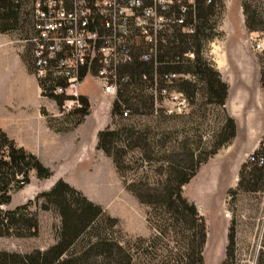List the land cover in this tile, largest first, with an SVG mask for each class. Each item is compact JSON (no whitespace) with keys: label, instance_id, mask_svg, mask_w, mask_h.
<instances>
[{"label":"trees","instance_id":"1","mask_svg":"<svg viewBox=\"0 0 264 264\" xmlns=\"http://www.w3.org/2000/svg\"><path fill=\"white\" fill-rule=\"evenodd\" d=\"M19 4L20 0H0V32L15 27ZM31 4L32 0L28 14L32 34ZM241 7L246 14V6L241 4ZM169 8V14L158 9L165 22L161 23L153 41L149 42L155 51L153 57L143 61L140 59L142 53H131V60L118 67L116 80L119 88L115 91L116 98L110 109V115L120 118L125 111L121 104L133 114L155 111L159 118L155 120V127L159 130H152L149 125L121 124L98 130L95 141V148L110 158L124 188L138 203L146 206L144 220L151 229L150 234L123 238L115 217L58 178L47 190L34 196L36 203L41 198L38 202L40 209L52 207L59 216L55 242L44 249L34 248L27 252L0 250V264H203L205 220L182 191L199 165L235 134L234 120L223 109L227 86L202 53L205 43L217 34L216 19L222 11L223 0H191L184 5L173 1ZM170 12L172 17L167 16ZM179 18L181 22L177 21ZM245 26L250 31L255 30L246 19ZM140 42L147 44L143 40ZM185 51L192 53L190 59L181 58ZM28 52L31 72L32 62ZM21 57L25 62L23 55ZM165 73H183L195 78L187 80L180 77L175 85L176 92L189 102L201 91L208 102L220 107L222 125L208 148L204 147L201 136L195 133L189 137L182 128L177 130L161 126L173 115L165 109L153 107V91L158 94L161 88L169 89L175 81L172 78L166 84L162 78ZM125 74L128 81L121 83ZM137 81L149 82V85L140 87L137 93L127 89L129 84ZM56 82L61 83L52 78L37 81L46 89V97L57 106L65 100H75V107L70 111L75 116V126L88 113V99L84 95L53 94L50 89ZM196 82L202 87H198ZM259 83L264 89V69L260 71ZM50 120L48 117L50 127L63 130L54 128ZM178 133H181L180 137H177ZM259 151L264 158L261 147ZM248 164L257 167L260 179L264 181V164ZM31 172L38 179L51 175L50 169L33 153L17 146L0 128V204L7 203L11 192L29 182ZM30 203L28 199L13 208L0 209V236L37 235L38 221L29 208ZM235 251V232L230 225L220 264H238ZM253 264H264V227Z\"/></svg>","mask_w":264,"mask_h":264},{"label":"rangeland","instance_id":"2","mask_svg":"<svg viewBox=\"0 0 264 264\" xmlns=\"http://www.w3.org/2000/svg\"><path fill=\"white\" fill-rule=\"evenodd\" d=\"M173 1L180 5L189 3V0H141V7L135 9L133 14L139 15L141 8L150 3L152 6L155 4L156 10L158 4L159 9L164 8L165 13L169 14V7ZM233 3L240 7L243 4L247 8V13L244 14L241 7L244 29L242 30L241 25L237 23L236 16L239 15L235 14L236 11H233L232 7H228L229 21L227 20L225 26L228 34L224 36L217 30L216 25L217 34L205 43L202 53L212 64L213 69L216 71L220 69L219 78L227 86L224 103L227 100L235 107L236 111L233 114L238 119L239 130L227 143L220 146L214 154L199 165L197 172L184 185L182 191L183 195L195 204L205 220L206 240L203 248V264L221 263L224 257L226 232L230 225L233 226L235 232V256L238 264H253L264 227V181L260 179L257 167L245 161V154L251 150L252 145L261 147L264 154L262 144L264 89L259 83L260 71L264 69V0H233ZM29 7L30 0H20L17 8L18 21L15 27L3 33L9 34L20 45L21 54L30 72L29 48L26 41L31 34ZM222 12L223 8L216 20L219 21ZM167 16L172 17L171 12ZM245 19L255 30L250 31L246 28ZM130 28L131 34L127 41L130 53L144 52L153 57L154 48L149 46L144 37L142 38L143 31L137 29L132 22ZM181 31L184 32L185 29L181 28ZM141 40L147 44H142ZM255 41H261L263 48L256 49ZM212 42L214 45H211ZM211 50L217 54V63L211 59L212 56L209 54L212 53ZM188 52L190 51H185V53ZM183 57L191 58L182 54L181 58ZM94 70L87 73L77 85V95H84L87 99V95L91 97V101L88 100V113L78 123L80 126L77 128L73 129L78 124L73 126L75 116L70 113L75 107L73 102H70L69 107H64L67 100L63 101L61 106H57L53 100L43 98L49 104L48 111L55 114V116H49L52 126L63 129V131L73 130L65 133L62 138H58L60 139L58 152L63 155V158L47 166L51 175L38 179L31 172L29 182L11 192L7 203L0 204V209L4 210L30 199L29 208L36 214L38 221L36 236H0V250L27 252L34 248L44 249L55 242L59 216L52 207L46 210L40 209L38 202L41 198H38L36 203L34 196L47 190L57 176L67 179L82 194L85 193L83 195L89 200L98 204L105 213L115 217L123 238L140 236L135 233L143 228L148 229L147 235L150 234L151 229L144 220L146 206L138 203L124 188L110 158L95 148V141L98 130L105 127H118L121 124L149 125L152 130L158 131L159 128L155 127V120L159 118L155 111L146 114L129 113V108L122 104V109L127 112L126 115L122 114L123 118L110 115L111 104L116 95L115 93L112 95L102 93V87ZM180 77L195 80L189 74L176 73L174 83L172 82L170 88L167 89L169 93L163 96L157 95L153 107L170 110L169 113L173 114L170 119L162 122L161 126L177 130L182 128L189 137L195 133L201 136L204 147L208 148L222 125L221 109L214 103L208 102L201 91L190 102L189 99L178 94L175 85ZM127 78L125 74L120 82L128 81ZM196 84L202 87L199 82ZM145 85L148 86L149 82L137 81L129 84L127 89L137 93L140 87ZM117 88H119L118 84L115 85V90ZM234 96L236 97L235 104L232 103ZM223 109L225 110L224 104ZM225 112L227 113L226 110ZM230 117L234 120L232 116ZM244 121L247 122L246 127ZM245 128L248 131L249 144H252L249 146L245 144L247 141ZM180 136L181 133H178L177 137ZM225 211L229 213L228 216H224Z\"/></svg>","mask_w":264,"mask_h":264},{"label":"built area","instance_id":"3","mask_svg":"<svg viewBox=\"0 0 264 264\" xmlns=\"http://www.w3.org/2000/svg\"><path fill=\"white\" fill-rule=\"evenodd\" d=\"M141 5V0H32L33 32L26 39L32 62L31 74L36 81L46 78L61 81L50 89L53 94L76 97L77 85L95 69L102 93L112 95L116 91L118 67L131 60L127 45L131 22L143 31L141 34L148 43L153 41L151 36L154 37L155 31L165 22L158 14V4L157 10L155 4L150 3L141 8L139 15H134L133 11ZM177 21L181 22V18ZM254 47L263 48L261 41H255ZM184 55L192 57L191 52ZM149 57L144 52L140 55L143 61ZM174 76L175 73H165L162 78L168 84ZM38 91L42 98H47L42 85H38ZM167 93L163 87L158 94L154 90L153 96L155 99L157 95ZM67 101L64 107H69L75 100ZM122 114L125 115L126 110ZM245 161L258 166L264 164L258 146L245 154ZM228 214L224 212V216Z\"/></svg>","mask_w":264,"mask_h":264},{"label":"crops","instance_id":"4","mask_svg":"<svg viewBox=\"0 0 264 264\" xmlns=\"http://www.w3.org/2000/svg\"><path fill=\"white\" fill-rule=\"evenodd\" d=\"M228 7H232L233 11H236L235 14L239 15L236 16L237 23L241 25L242 30L244 29L240 5L233 3V0H223V12L217 22V30L224 36L228 34L225 27L228 20ZM211 45H214V42ZM20 48V45L9 34L0 32V128L17 146L33 153L43 165L49 166L54 161L63 158V155L58 152V143H60L58 138H62L65 133L72 131L80 124L67 131H57L48 125L47 118L55 114L48 111V102L39 95L36 79L27 69L21 57ZM211 52L213 53V50ZM212 53H209L212 56L211 59L217 63V54L212 55ZM218 71L220 72L219 68ZM87 96L91 101V97ZM235 101L234 96L232 103L235 104ZM224 108L235 120L236 134L239 130L238 119L233 114L236 109L227 100ZM243 123L246 127L247 122ZM245 129L247 139L249 135L247 128ZM245 144L252 145L249 144L248 139ZM250 147L253 149L255 146ZM58 178L75 187L62 176H57L54 180ZM135 234L147 236L148 229H140Z\"/></svg>","mask_w":264,"mask_h":264}]
</instances>
